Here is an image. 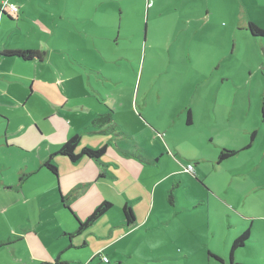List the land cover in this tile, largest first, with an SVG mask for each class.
I'll return each mask as SVG.
<instances>
[{"label":"crops","instance_id":"1","mask_svg":"<svg viewBox=\"0 0 264 264\" xmlns=\"http://www.w3.org/2000/svg\"><path fill=\"white\" fill-rule=\"evenodd\" d=\"M4 1L16 5L18 11L12 13L0 5V264H123L129 257L124 254H133L129 246L134 235L146 237L164 229L171 239L167 245L174 248V211L177 219L182 214L177 221L183 224L180 235L186 236L185 241L189 236H199L205 245V235L213 230L210 216L206 219L204 214L209 201L206 189L201 185L191 189L180 209L178 196L171 205L167 194L176 177L180 187H192L172 165L179 164L177 149L165 142L167 148L158 146L147 152L138 146L142 155L131 154L129 137L111 128L118 126L113 109L125 98L121 94L115 97L114 89L108 90L84 75V70L91 67L89 59L108 44L109 38L103 40L106 36L96 33L99 27L106 32L118 25L108 17L116 0L0 3ZM119 4L123 12L122 0ZM8 49L34 50L43 57H10L3 54ZM108 110L113 111V122L92 125L99 114ZM18 113L30 122L13 127V117ZM138 122L143 132L154 134L152 122ZM122 127L126 129L124 123ZM230 133L208 137L221 142L217 144L220 148L248 151L244 154L249 160H259L258 166H263L264 132L261 142L250 147L247 139ZM76 135L80 137L77 153L84 147L106 146L104 155L99 159L82 155L70 160L60 154L61 145ZM178 153L182 154L180 149ZM218 156L215 148L189 156L194 165L193 177L223 179V172L230 167L226 161L218 163ZM48 160L57 167V173L44 165ZM39 175L42 178L33 181ZM230 176L233 179L234 173ZM106 201L112 206L86 230L77 232L79 221ZM125 205L133 210V223L126 220ZM148 247L151 252L162 246Z\"/></svg>","mask_w":264,"mask_h":264},{"label":"rangeland","instance_id":"2","mask_svg":"<svg viewBox=\"0 0 264 264\" xmlns=\"http://www.w3.org/2000/svg\"><path fill=\"white\" fill-rule=\"evenodd\" d=\"M119 1L108 14L109 21L118 25L106 32L99 27L96 33L106 36L103 40L109 38L108 44L89 59L91 67L84 75L114 89L115 97L121 94L127 99L113 110L114 123L119 128L124 123L126 128L115 127L116 134L124 132L129 137L131 154L139 152L138 146L149 152L166 147L165 142L181 150V155L175 153L179 164L172 165L192 187H177L178 208L191 189L203 186L209 196L204 214L206 219L210 216L213 228L205 235V245L199 236L185 241L186 236L180 235L183 224L177 221L182 214L177 219L174 211V248L167 245L171 239L164 229L146 233V237L134 235L129 246L133 254H124L129 257L123 264H264V163L258 166L259 160H249L244 154L248 151L239 149L231 160H225L230 168L223 172V179L206 176L197 180L194 169H187L194 166L189 156L214 148L221 152L223 148L217 145L221 142L212 137L234 132L250 142L255 132L253 143L261 142L264 35H254L249 24L264 29V0H122L123 12ZM27 120L18 113L12 125L20 127ZM140 120L152 122L154 134L143 132ZM246 228L250 236L232 251L234 239ZM152 244L162 247L150 252Z\"/></svg>","mask_w":264,"mask_h":264},{"label":"trees","instance_id":"3","mask_svg":"<svg viewBox=\"0 0 264 264\" xmlns=\"http://www.w3.org/2000/svg\"><path fill=\"white\" fill-rule=\"evenodd\" d=\"M0 5H1V7L4 6V8H9V10H10V7L8 5L6 6L5 1L0 3ZM149 5H150V3H149ZM12 12H14V11H12ZM14 13H16V12H14ZM249 28L254 35H264V29L257 26L255 23H250ZM3 54L6 56H10V57H20L24 60H34V59L41 60L43 57V54H41L38 51H34V50H19V49L5 50L3 52ZM261 116H262V123L264 125V98H263L262 104H261ZM111 122H113V111L108 110L104 114H99L93 120L92 125L98 126L102 123H111ZM191 122H192V113H191V110H189L188 123H191ZM115 127L118 130H120V128L117 125H114L111 128H115ZM120 134L125 135L124 132L123 133L120 132ZM255 138H256V133L253 132L251 134L250 142L247 145V147H250L252 145ZM79 142H80V137L78 135L70 138L64 144L61 145L59 153L68 157L70 160H77L82 155H86V156L94 158V159H99L101 156L104 155V153L106 151V146H103L99 149H91L88 147H84L81 149V151L79 153H77L76 151H77ZM239 151H240L239 149H232V148L224 147L221 150V152L219 153L217 162L222 163L225 160H228L231 157L235 156ZM138 154H140V151L137 153V155ZM44 165L48 169L57 173V167L54 164H52L50 160L46 161ZM179 186H180V180L177 179L175 181V183L173 184V186L168 190L167 198H168V201L171 205L175 204V202H176L175 201L176 200V189ZM111 206H112L111 203L104 202L103 204L96 207L95 210L92 212V214L90 216H88L84 221H79V226H78L77 232H81V231L86 230L101 215H103ZM123 210H124V214H125L127 222L133 223L135 216H134L132 208L130 206L125 205ZM249 236H250V228H247L244 233H242L240 236H238L234 239L233 244H232V251H234V249L236 247L243 245L245 240L248 239Z\"/></svg>","mask_w":264,"mask_h":264},{"label":"built area","instance_id":"4","mask_svg":"<svg viewBox=\"0 0 264 264\" xmlns=\"http://www.w3.org/2000/svg\"><path fill=\"white\" fill-rule=\"evenodd\" d=\"M6 6H7V4H6ZM8 6L10 7V9L12 10V11H14V12H17L18 11V7L16 6V5H14V4H8ZM188 169H194V167H192V165H190L189 167H188ZM191 170V171H192ZM102 259L104 260V261H108V258L106 257V256H102Z\"/></svg>","mask_w":264,"mask_h":264}]
</instances>
